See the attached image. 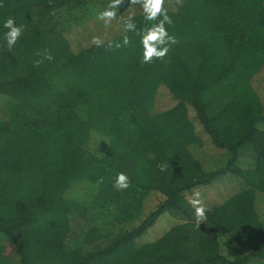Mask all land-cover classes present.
<instances>
[{
    "label": "trees",
    "instance_id": "16d2710c",
    "mask_svg": "<svg viewBox=\"0 0 264 264\" xmlns=\"http://www.w3.org/2000/svg\"><path fill=\"white\" fill-rule=\"evenodd\" d=\"M109 3L0 0V264H264V0H165L178 43L150 64L134 32L108 48L123 29L74 50L72 25ZM116 11L137 31L157 22L139 4ZM8 18L24 25L11 51ZM45 49L53 60L34 66ZM205 141L216 168L193 153ZM222 175L233 187L204 200L197 228L188 194ZM162 214L168 229L142 239Z\"/></svg>",
    "mask_w": 264,
    "mask_h": 264
},
{
    "label": "clouds",
    "instance_id": "9594fccd",
    "mask_svg": "<svg viewBox=\"0 0 264 264\" xmlns=\"http://www.w3.org/2000/svg\"><path fill=\"white\" fill-rule=\"evenodd\" d=\"M139 4L142 8L144 19L146 21H157L150 27H146L141 31H137L136 24L133 17L128 16L122 19L124 35L122 41H113L108 43V48H121L127 47L130 44V38L127 32H134L140 37V43L143 48L141 63L150 64L154 60L163 61L170 51L172 45L178 43L175 36L168 34L165 25H171L173 22L165 9V0H110L107 8L98 14V19L103 20L105 27L110 26L111 22L117 18V9L126 5ZM4 28L7 29L5 33L6 49L11 51L19 38L21 37L24 25L17 26L14 19L8 18L4 23ZM91 43L96 47H103L104 40L98 36H93ZM38 56L42 55V59L36 60L34 66L38 67L44 60L51 61L53 56L49 50L45 49L43 53H37ZM170 165L165 163L158 165L161 171H165ZM130 181L125 173H119L115 179L113 187L117 191L128 189ZM195 209L196 227L198 228L201 223L206 221L207 208L201 205L198 199L190 202Z\"/></svg>",
    "mask_w": 264,
    "mask_h": 264
},
{
    "label": "rangeland",
    "instance_id": "374dc122",
    "mask_svg": "<svg viewBox=\"0 0 264 264\" xmlns=\"http://www.w3.org/2000/svg\"><path fill=\"white\" fill-rule=\"evenodd\" d=\"M175 1L170 0L171 4ZM106 8L107 7H97L96 9H94L91 18H83L84 20L86 19L85 23L76 25V27L74 26V24L72 25V32H70L69 34L65 33L68 34L70 41L72 42V47L75 48L74 50H77V48H81L82 46H87L88 44H90L92 37H90L89 35L98 36L101 39H105L104 37H102L103 35L109 36L123 29L121 19L127 14L117 13V18L114 19L108 27H105V23L103 20L98 19V14L104 11ZM261 80H263V85L261 86L260 91L261 98L264 101V76L261 77ZM162 91L163 87H160L158 89V93H162ZM164 95L162 96V98L165 97L164 100L162 98H159V100H157V103L159 102L158 106H162L161 108L165 107V103H169L168 101H171L170 96ZM0 107L1 111H3L2 104H0ZM203 146L193 148V153L202 160H204L208 166H211L212 168L218 167L219 164L217 165L218 162L216 161H219L222 158V154H220V152L214 153L210 151V148L214 149V147L211 146L208 141H205ZM222 160L225 162L226 156H223ZM251 160L252 158L250 156V152L245 151L244 155L240 157L239 164L241 166L248 165L251 163ZM230 181L231 179L228 175H222L221 178L220 176H218L212 182H210V184L204 186L203 190L201 189L196 191H190L188 194V198L191 199V201L194 199H198L201 202L202 206H205V199H208L211 203L217 202L219 199H221L223 195L228 193L229 189L233 187V183H231ZM236 186L237 184L234 185L235 188ZM226 196L227 195H225L224 198ZM148 198H150V204L148 203V199H146V204L153 208L152 206L155 205V203L157 202L158 196L155 194H150ZM255 205L257 213L259 214L261 220L264 222V192H256ZM170 218L172 217L168 214L160 215L155 224L152 227L148 228L147 231L141 235L142 239H145L147 241L153 240L156 235H159L160 232L162 233L163 231L167 230L170 226ZM219 244L222 253L229 255L230 258L234 256V251H232L227 241L219 240Z\"/></svg>",
    "mask_w": 264,
    "mask_h": 264
}]
</instances>
